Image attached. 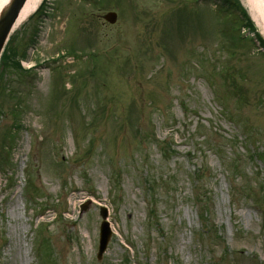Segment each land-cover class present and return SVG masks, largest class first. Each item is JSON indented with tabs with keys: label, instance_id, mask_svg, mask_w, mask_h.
I'll use <instances>...</instances> for the list:
<instances>
[{
	"label": "rangeland",
	"instance_id": "obj_1",
	"mask_svg": "<svg viewBox=\"0 0 264 264\" xmlns=\"http://www.w3.org/2000/svg\"><path fill=\"white\" fill-rule=\"evenodd\" d=\"M228 26L210 0L40 1L0 69V264L45 238L44 264H264V56Z\"/></svg>",
	"mask_w": 264,
	"mask_h": 264
},
{
	"label": "water",
	"instance_id": "obj_2",
	"mask_svg": "<svg viewBox=\"0 0 264 264\" xmlns=\"http://www.w3.org/2000/svg\"><path fill=\"white\" fill-rule=\"evenodd\" d=\"M25 1L26 0H12L10 4L0 13V53ZM262 1L264 2V0ZM104 20L109 24H114L116 22V14L108 13L104 16ZM83 210L84 209H82V211ZM100 216L103 220L106 219L107 212L104 208L100 209ZM110 236L111 232L108 228V224L106 222H102L99 234L98 259L101 258L102 254L106 250Z\"/></svg>",
	"mask_w": 264,
	"mask_h": 264
},
{
	"label": "trees",
	"instance_id": "obj_3",
	"mask_svg": "<svg viewBox=\"0 0 264 264\" xmlns=\"http://www.w3.org/2000/svg\"><path fill=\"white\" fill-rule=\"evenodd\" d=\"M218 1L221 7L220 9H217V11L220 13V15L224 17V19L227 21V24H229L227 28V39H228L229 44L230 45L232 44L235 47L238 45L244 44V39L240 40V38L234 32H232V28H234L233 27L234 25L231 19L229 18V15L227 14V12L234 14L238 18V20L235 19L236 22L243 24L246 28L249 29V31L255 33L254 25L250 21L246 11L241 7L238 0H218ZM223 9L226 13H224ZM255 35L259 43L264 47V42L262 41V39L259 37V35L257 34ZM230 54H233L231 58H234V56H236L238 53L237 52L233 53V50H231ZM12 59H13V55L11 51H9V48H8L7 52L3 54L0 65L6 66L8 65L7 62L8 63L11 62ZM14 65L18 67L17 63H15ZM207 142L209 143L208 145L211 146L209 140H207ZM263 157L264 155L258 156L259 161H261L262 163H264ZM198 203H200V212L202 214V202L198 201Z\"/></svg>",
	"mask_w": 264,
	"mask_h": 264
},
{
	"label": "bare ground",
	"instance_id": "obj_4",
	"mask_svg": "<svg viewBox=\"0 0 264 264\" xmlns=\"http://www.w3.org/2000/svg\"><path fill=\"white\" fill-rule=\"evenodd\" d=\"M11 0H0V13L9 5ZM41 0H27L24 7L20 11L16 26L24 22L38 7ZM252 17L257 24L261 27L264 35V3L262 0H245Z\"/></svg>",
	"mask_w": 264,
	"mask_h": 264
}]
</instances>
